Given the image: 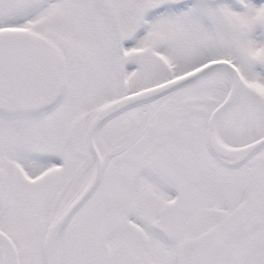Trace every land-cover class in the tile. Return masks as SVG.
<instances>
[{
    "label": "snow or ice",
    "instance_id": "obj_1",
    "mask_svg": "<svg viewBox=\"0 0 264 264\" xmlns=\"http://www.w3.org/2000/svg\"><path fill=\"white\" fill-rule=\"evenodd\" d=\"M0 264H264V0H0Z\"/></svg>",
    "mask_w": 264,
    "mask_h": 264
}]
</instances>
